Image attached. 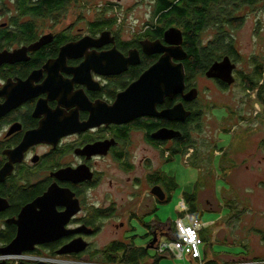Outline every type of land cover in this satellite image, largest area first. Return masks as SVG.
<instances>
[{"label":"flooded vegetation","instance_id":"obj_1","mask_svg":"<svg viewBox=\"0 0 264 264\" xmlns=\"http://www.w3.org/2000/svg\"><path fill=\"white\" fill-rule=\"evenodd\" d=\"M73 1L0 0V248L20 228L38 233L28 238L31 250L0 254V264H134L140 249L153 259L145 264H155L156 255L163 264L170 253L160 244L171 225L159 222L158 211L178 188L167 168L174 156L193 150L197 160L189 163L199 172L197 182L183 192L182 204L209 187L211 161L231 193L237 190L227 170L264 169V116L246 119L206 100L212 86L225 94L241 86L264 110V63L241 68L235 37H199L194 62L183 32L165 37L176 24L124 38L103 27V19L70 13ZM82 22L85 27H77ZM170 54L169 68L183 69L182 90L138 114L126 92ZM202 80L209 82L205 89ZM177 107L179 118H173ZM207 113L225 125L218 133L255 123L247 125L243 145L222 146L218 133L204 131ZM239 155L244 158L236 161ZM236 195L252 213L261 212ZM211 196L205 200L213 202L214 191ZM133 220L145 227L142 236ZM112 229L120 233L108 236Z\"/></svg>","mask_w":264,"mask_h":264},{"label":"rangeland","instance_id":"obj_2","mask_svg":"<svg viewBox=\"0 0 264 264\" xmlns=\"http://www.w3.org/2000/svg\"><path fill=\"white\" fill-rule=\"evenodd\" d=\"M73 2L69 9L70 13H75L76 17L81 16L80 18L90 21L106 20L111 23V29L124 35V38L136 33L142 34L148 23L155 19L154 0H74ZM236 14L240 17L241 23L235 22L233 27L231 29L228 27L227 30L235 37L236 46L241 53L240 67L246 68L253 60L264 63V0H258L253 6H244ZM78 24L77 27H85L83 22ZM215 33V29L210 25L201 37L207 40L214 37ZM202 81V89L209 86V82ZM204 96L206 95L204 94ZM206 100L207 102L213 101L219 106L227 108L228 111L234 109L237 114H242L246 119L248 116L250 119H255L257 114L264 116V110L261 111L260 107L262 106H260L256 95L246 92L241 86H236L226 94L212 86ZM239 118L240 116L237 117V119ZM262 120L263 118L256 122L259 124ZM254 121L239 124L240 127L238 130L236 129V133L229 135L218 133V131H224L225 125L223 122L218 125L216 118L207 113L203 118L202 126L210 136L214 135L215 137L218 133L217 137L222 146L228 147L233 143L238 147L239 144L243 145L247 141L246 127L247 125L253 126ZM259 129H261L259 126L255 128L254 138L256 139ZM192 139L197 145L196 133H193ZM192 152L190 151L187 156H174L167 167L170 173L177 178L178 188L173 193L172 200L159 207V222L171 225V229L169 225L166 226L168 235L162 239L160 247L164 248L163 244L179 240L183 227L196 225L199 238L204 245L202 249L205 248L208 255L206 260L203 258V261H215V264H264V234L259 233V231L264 233V185H256L259 180L264 183V169L261 171L251 169L247 173L243 169L244 167L227 170V173L232 172V175L228 176V180L235 185L238 193H241L243 201L246 198L251 199L252 207L261 211L252 213L241 199L238 200L237 191L231 193V186L225 182L219 164L211 161V173L214 177L209 181V184L205 183L209 187L198 193V200L195 194L196 208L202 212V216L197 218L196 214H191V207L187 202L182 204L183 192L194 188L199 176L198 170L189 164L193 159L194 152ZM235 158L236 161L238 158L241 161L244 156L239 155ZM193 160L197 162L196 159ZM157 161L158 157L156 156V166ZM141 173L142 170L138 174ZM209 188L215 194L213 202L205 200L212 197L213 191ZM230 200L235 203L234 210ZM154 219L156 218L154 217ZM132 224L136 227L137 233L142 236L146 230L145 227L137 220H133ZM116 233L120 232L115 229L109 230L108 236L112 237ZM203 235L206 242L203 240ZM138 243H142L140 238ZM159 252L161 251L158 248L157 253ZM185 257L176 259L172 253L167 256L163 264H199L194 263L189 256Z\"/></svg>","mask_w":264,"mask_h":264},{"label":"trees","instance_id":"obj_3","mask_svg":"<svg viewBox=\"0 0 264 264\" xmlns=\"http://www.w3.org/2000/svg\"><path fill=\"white\" fill-rule=\"evenodd\" d=\"M164 4L155 8V19L148 23L144 33H163L170 25L176 24L182 29L184 37L189 44V55L195 62L198 56V38L202 36L203 32L211 25L216 33L214 37H233L227 30L233 27V24L241 23L240 17L236 14L244 6H253L258 0H163ZM183 1V2H181ZM37 11V9H35ZM34 15H37V12ZM103 27L111 28L110 22L103 20ZM253 88V86H252ZM190 137H188L189 143ZM176 179L172 178L173 189L176 187ZM187 203L191 207V214L197 215V218L202 216V212L198 211L196 205V198L194 195L186 196ZM233 210L235 203L232 201ZM261 235V231H259ZM202 235V233H201ZM203 240L206 242V238ZM206 252V251H205ZM207 252L205 253V260L207 259ZM139 263L145 264L147 261H152L147 253L140 249ZM132 260V259H131ZM208 264H215V261H207ZM155 264H159V259L156 255Z\"/></svg>","mask_w":264,"mask_h":264},{"label":"water","instance_id":"obj_4","mask_svg":"<svg viewBox=\"0 0 264 264\" xmlns=\"http://www.w3.org/2000/svg\"><path fill=\"white\" fill-rule=\"evenodd\" d=\"M109 34V33H107ZM165 37H183L182 31L179 28H169L165 31ZM169 41V40H168ZM179 41V39H178ZM174 44L173 41H169ZM178 49V48H177ZM169 53H172L175 48L167 49ZM173 54L168 55L161 59L159 63L153 66L148 72H146L142 79L136 82L125 95H128L132 99L134 98L136 111H139L138 114H144L142 110H144L148 106H155L158 102L165 96H172L173 94L180 92L184 85V72L183 69L175 64L171 63V68H169V61ZM166 59V60H164ZM221 65V64H220ZM220 65H215L211 73L219 68ZM176 68V69H175ZM180 68V69H178ZM178 69V70H177ZM223 69V68H222ZM221 69V70H222ZM218 71V70H217ZM162 82V83H161ZM229 82H231L229 80ZM144 87V91L141 92V88ZM156 100V101H155ZM152 107V108H153ZM135 111V112H136ZM178 113V107L171 111L173 118H179V116H174ZM136 113L132 114L135 115ZM26 211L23 212L22 216ZM20 216V217H22ZM18 224L20 225L21 223ZM22 227V225H20ZM38 234L37 231H32L24 228H20L18 231L17 237L13 240V242L5 248H0V254L2 255H12V254H21L25 251L31 250V245H28L30 241H28L29 236ZM42 264V263H40Z\"/></svg>","mask_w":264,"mask_h":264},{"label":"built area","instance_id":"obj_5","mask_svg":"<svg viewBox=\"0 0 264 264\" xmlns=\"http://www.w3.org/2000/svg\"><path fill=\"white\" fill-rule=\"evenodd\" d=\"M163 246V249L167 250L170 254L173 253L176 259H184L185 256H189L194 263L207 264L203 261L202 243L196 225L183 227L179 240L164 244Z\"/></svg>","mask_w":264,"mask_h":264},{"label":"crops","instance_id":"obj_6","mask_svg":"<svg viewBox=\"0 0 264 264\" xmlns=\"http://www.w3.org/2000/svg\"><path fill=\"white\" fill-rule=\"evenodd\" d=\"M203 246H204V245L201 246V249H202ZM202 254H203V258L205 259V255H204V254H205V248H204V250L202 249ZM211 260H212V259H211Z\"/></svg>","mask_w":264,"mask_h":264},{"label":"bare ground","instance_id":"obj_7","mask_svg":"<svg viewBox=\"0 0 264 264\" xmlns=\"http://www.w3.org/2000/svg\"><path fill=\"white\" fill-rule=\"evenodd\" d=\"M207 263V262H206Z\"/></svg>","mask_w":264,"mask_h":264}]
</instances>
